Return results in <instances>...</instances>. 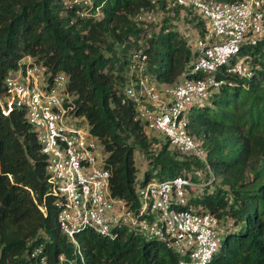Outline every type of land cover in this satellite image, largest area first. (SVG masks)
Instances as JSON below:
<instances>
[{"label": "trees", "instance_id": "1", "mask_svg": "<svg viewBox=\"0 0 264 264\" xmlns=\"http://www.w3.org/2000/svg\"><path fill=\"white\" fill-rule=\"evenodd\" d=\"M91 2L99 9L95 20L74 17L58 0H0V93L3 77L25 55L65 73L76 97V115L84 117L106 153L113 197L135 206L136 183L182 176L200 184L211 172L214 179L201 192L188 189L185 206L199 205L221 228L219 246L206 264H264V35L254 45L242 44L237 54L246 56L251 76L226 73L222 66L214 72L222 84L206 103L187 112V131L200 143L206 167L166 139L160 143L146 135L133 119L131 103L122 101L132 51L145 54L144 74L172 84L196 55L174 22L184 19L196 37L211 43L215 38L206 20L192 7L162 0ZM144 10L153 14L151 22L136 20ZM155 14L159 21L154 22ZM134 151L148 165L139 179ZM44 160L24 113L14 108L7 115L0 112V264H38L29 255L37 247L46 264L178 263L180 257L160 242L125 230L112 237L90 230L77 233L81 262L56 222ZM198 171L206 176L201 179ZM211 184L213 191L207 192Z\"/></svg>", "mask_w": 264, "mask_h": 264}, {"label": "built area", "instance_id": "2", "mask_svg": "<svg viewBox=\"0 0 264 264\" xmlns=\"http://www.w3.org/2000/svg\"><path fill=\"white\" fill-rule=\"evenodd\" d=\"M74 17L97 19L99 9L91 0H58ZM155 4L161 0H148ZM166 4L189 6L206 20L211 43L194 41V58L172 84H160L144 74L146 56L132 51L128 58L130 79L122 87V101L131 103L133 119L146 135L161 134L180 154L197 157L208 167L202 147L187 131V112L206 103L221 79L214 77L222 66L226 73L249 78L246 56H237L242 44H256L264 35V0H162ZM137 21L151 22L153 14L140 11ZM72 20H70V23ZM149 37V34H147ZM235 57V59H234ZM234 59V60H232ZM193 75V76H190ZM63 72H52L45 64L22 56L2 80L0 112L18 109L35 135L59 230L75 247L82 262L75 235L90 230L112 237L119 230L155 240L180 257L177 264H206L216 252L221 228L216 217L199 205L185 207L188 189L196 183L182 176L150 179L135 185L137 203L127 205L109 191L106 153L83 116L75 113V95L68 90ZM87 123V122H86ZM40 211L44 212L42 205ZM38 264H46L42 250L30 252ZM62 261V256L57 257Z\"/></svg>", "mask_w": 264, "mask_h": 264}, {"label": "rangeland", "instance_id": "3", "mask_svg": "<svg viewBox=\"0 0 264 264\" xmlns=\"http://www.w3.org/2000/svg\"><path fill=\"white\" fill-rule=\"evenodd\" d=\"M156 21H159V15L158 14L154 15V22H156ZM174 24L177 25V29H178L179 33H182L186 37L188 47L190 49H193L194 41L196 40L197 37L195 36L196 31L193 30L191 27L190 28L188 27V25H190V23L186 24V21H184V19H181L179 17L177 19V21L174 22ZM152 30H153V32H156L158 30V25L156 24L155 26H153ZM81 126L86 127L87 123L84 121H81ZM152 135L156 136V138L160 141V143L165 142V138L161 134H159L157 132L156 133L153 132ZM134 161H135V166L137 167L136 179H139L141 177L142 171L144 169L148 168V165H147L145 159L143 158V156L139 152L137 153L136 151H134ZM154 172L155 171H153V173ZM197 173H198L197 176H199L201 179H203L204 176H206L205 175L206 171H204L203 173H201V171L200 172L198 171ZM200 182H201L200 184H202L203 181L201 180ZM195 183H196V185H199V183H197V182H195ZM215 183H217V181ZM201 187L202 186H200V187L197 186L194 188V190L201 192L204 189V187L203 188H201ZM206 191L207 192L213 191V185L211 184L210 186H208L206 188ZM127 233H128V231H126V234ZM126 234L123 235L122 238H125Z\"/></svg>", "mask_w": 264, "mask_h": 264}]
</instances>
